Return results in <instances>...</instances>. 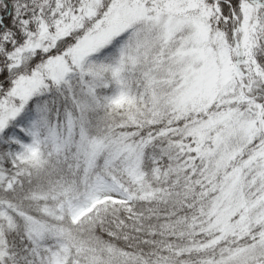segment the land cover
<instances>
[{"label":"snow or ice","instance_id":"snow-or-ice-1","mask_svg":"<svg viewBox=\"0 0 264 264\" xmlns=\"http://www.w3.org/2000/svg\"><path fill=\"white\" fill-rule=\"evenodd\" d=\"M0 264H264V0H0Z\"/></svg>","mask_w":264,"mask_h":264}]
</instances>
